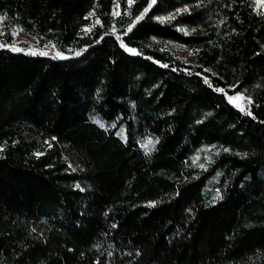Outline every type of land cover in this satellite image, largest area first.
Masks as SVG:
<instances>
[{"label":"trees","instance_id":"1","mask_svg":"<svg viewBox=\"0 0 264 264\" xmlns=\"http://www.w3.org/2000/svg\"><path fill=\"white\" fill-rule=\"evenodd\" d=\"M0 16L5 44L17 24L65 54L0 46V264H264L252 0H0Z\"/></svg>","mask_w":264,"mask_h":264},{"label":"rangeland","instance_id":"2","mask_svg":"<svg viewBox=\"0 0 264 264\" xmlns=\"http://www.w3.org/2000/svg\"><path fill=\"white\" fill-rule=\"evenodd\" d=\"M252 2L258 11L264 12V3H259L258 0H252ZM114 13L115 14L118 13L117 9H114ZM166 18L167 17H160L159 19L161 21H164ZM5 27H6V23L4 22V19L0 20V46L3 45L11 49H22L23 51L39 52L42 54L46 53V54L65 55L64 53H58L51 44H45L43 47L39 46L37 40L34 37L25 34L17 24L11 25L9 27V35H10L9 38L10 39H9V42L5 44L6 43V39H5L6 28ZM169 48L171 49V52L173 53L175 57L183 60L185 63L197 64L194 58V55L190 49L184 46L175 44V43H171L169 45ZM237 95H241V94H237ZM231 102L239 109L244 107L243 99L235 100ZM57 216L63 218L64 214H62V212H59ZM64 219L66 220V218Z\"/></svg>","mask_w":264,"mask_h":264},{"label":"snow or ice","instance_id":"3","mask_svg":"<svg viewBox=\"0 0 264 264\" xmlns=\"http://www.w3.org/2000/svg\"><path fill=\"white\" fill-rule=\"evenodd\" d=\"M259 3H264V0H258ZM128 3L131 4L132 3V0H128ZM152 3H155V0H152ZM145 12L148 11V9L146 8L144 10ZM143 16V13L141 14V16L137 17L136 19L139 20L141 19ZM4 17L0 16V20H3ZM168 19H171V17H169ZM132 30V25H129L128 27V31H131ZM14 50H18V51H22V49H14ZM129 52H133L135 53V49H128ZM35 54V53H33ZM43 54H46V53H43ZM207 82V81H206ZM217 91H223V89H217ZM228 99L230 101H235V100H241L243 99V97L241 95H237V96H231V97H228ZM248 103L250 104L251 103V100L249 99L248 100ZM241 110L243 111V108H241ZM250 114V113H249ZM153 143L151 140L148 141V144H151ZM144 147H147V145H143Z\"/></svg>","mask_w":264,"mask_h":264}]
</instances>
